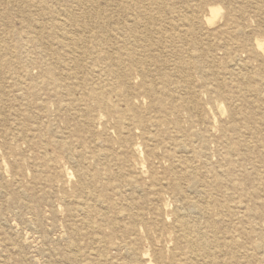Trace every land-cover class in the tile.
<instances>
[{
    "label": "rangeland",
    "instance_id": "1",
    "mask_svg": "<svg viewBox=\"0 0 264 264\" xmlns=\"http://www.w3.org/2000/svg\"><path fill=\"white\" fill-rule=\"evenodd\" d=\"M255 3L263 4L256 0H169L165 3L168 8L163 16L168 19L189 14V8H185L187 5L190 8L199 5L197 11L201 15L207 14L208 7L220 9L210 31L226 24L230 25L231 23L227 22L228 15L236 17V24L247 30L243 37L234 36L227 39L226 42L229 44L227 47L224 46V42L212 35L207 42L208 45H200L203 48L198 59L202 63L201 72L206 75L207 80L216 79L223 83L220 84V91L217 94L210 93L203 87L206 79L202 80L201 74L194 72L189 74L193 89L198 95L197 104L202 108L203 114L197 120L190 110L181 108L178 121L183 129L192 128L194 131L202 132L209 121L215 127L227 126L229 111H233L238 113L235 115V121L241 126L242 136L241 139H237L236 134L229 131L228 134L235 137L234 141L239 143L241 140L256 141L250 133L258 140H264V114L259 115L253 110L256 105L264 104V69L260 72V78H255L249 84L256 87L259 92V96L255 97L254 94L236 88L237 82H243L241 79L250 74L236 68L233 70L228 66L231 55L228 54L229 50L238 51L244 58L246 54L243 48L250 41L264 40V34L256 31L264 17L259 19L253 13ZM96 4L95 11H91L87 7L76 5L72 0H0V264H76L65 260L70 229L75 225L79 226V219L72 213L69 215V210L73 208L76 200L86 199L93 204L85 195L81 196L76 191L81 173L88 176L89 180L86 178L88 183L92 181L90 177L94 176V173H99L101 180L91 185V195L104 202L101 206L95 205L100 215L104 217L100 229L90 232L86 239L77 240L80 253L89 254L86 260L81 259V264H141L138 262V255L142 254H146L147 258L144 260L149 264H160L156 252L162 247L167 249L162 254L168 263L176 239L169 228L172 215L174 211L186 212L184 198L195 197L189 194H185V197L172 194L170 183L174 181L173 174L167 170L169 164L162 158L160 149L157 150V155L146 157V147L140 145L139 160L144 165L141 177L132 166L135 156L131 152L126 153L129 165L121 168L113 160L120 157L121 151L118 149V139L112 128L111 117L88 100L86 101L88 117H101L100 121L92 124L90 123L92 118H88L75 107L68 106V98L62 95V91L55 83L51 82L42 87L44 68L46 63L50 62L51 53L54 51V46L43 37L55 24L62 22L66 11L69 14L72 12L70 15L74 20L82 21L80 24L83 29L80 31L71 25V32L75 37L97 34L100 28L109 25L108 20L117 22L127 18L117 14L113 9L115 3L112 0L107 2L97 0ZM197 38L199 39L198 35ZM174 46L183 49L188 47L180 43H175ZM213 67L215 71L212 70L211 73ZM165 72L167 75V71ZM79 76L85 77L86 73H79ZM161 76L162 72H157L155 79L162 78ZM180 80H183V77L175 78L173 81ZM134 81L136 84L139 83V79ZM32 86L36 87L31 89ZM229 95L234 97V105L239 106L240 112L234 110L235 107L226 100L225 96ZM179 96L185 98L183 91H179L176 99ZM72 97L79 99L82 95L76 91ZM176 99L175 104L181 103ZM147 104L148 100H145L143 110ZM174 118L172 116L171 120ZM258 118L261 127L257 126V131L253 132V123ZM181 135L182 133L171 134L167 139L170 142L174 139L180 140ZM134 139L125 146L140 143L139 138ZM53 143H65L69 149L59 151ZM251 145L250 153L240 151L239 155L232 156L234 169L231 176L220 173L221 170L231 169V166L228 162L220 160L212 142L208 144L207 157L200 156L195 159V163L198 164L197 170L202 172L204 169L199 163L205 160L208 162L206 168L210 169L211 173L207 172L205 177L212 182L209 184L212 189L211 198L214 202L222 203L221 207L209 204L212 215L218 214L219 211L220 213L217 216L219 229L215 234L218 248L210 251L212 256L206 262L264 264V207L260 206L264 203V195L261 192L264 188V148L259 142ZM99 152L106 153L108 157L95 158L94 154ZM44 156L54 159L52 166L44 165L42 161ZM177 156L183 160L187 159L183 154ZM152 172L163 183L162 188L159 186L152 188L153 190L150 188ZM137 177L140 178L136 180L140 189L125 185V180H135ZM179 184L184 188L185 181L180 180ZM253 190L258 191V195L251 196ZM130 204H133L135 212L142 213L144 219L148 221L151 217L158 218L161 214V217L167 218L166 226L155 230V227L148 228L135 223L136 232L133 234L128 232L126 227H129L131 222L129 216L125 214ZM119 213L124 215L119 217ZM195 220L200 228L208 229L206 218L198 216ZM108 235L116 244L132 243L137 256L127 260L120 249L112 247L104 249L105 238ZM256 245L260 248L257 249ZM97 253L105 256L107 262L90 256Z\"/></svg>",
    "mask_w": 264,
    "mask_h": 264
},
{
    "label": "bare ground",
    "instance_id": "2",
    "mask_svg": "<svg viewBox=\"0 0 264 264\" xmlns=\"http://www.w3.org/2000/svg\"><path fill=\"white\" fill-rule=\"evenodd\" d=\"M72 1L78 6L89 8L91 11H95L97 6V0ZM112 1L115 3L113 9L116 10L117 14L127 18L117 22L108 20L109 25L100 28L97 34L86 35V37L73 36L71 25L73 24L72 27L75 26V30L77 31L82 30L83 26L80 24L82 21L80 19L74 20L70 15L72 12L69 14L68 11L65 12L64 19L61 20L62 22L55 24L46 33L43 39L54 46V51L51 53L50 62H47L45 65L44 79L41 83L42 87L51 82L55 83L60 91H62V95L68 98V106L75 107L87 117L89 116V109L86 103L88 100L94 102L98 108L107 113V116L111 117L113 121L112 128L118 139V149L121 151L120 157H115L113 160L121 168L129 165V161L126 160V153L130 154L131 152L135 156L132 166H134L137 175L141 177L144 165L139 160V155H141L140 145L142 144L143 147H146V157L157 155V150L159 149L162 151V158L169 164L167 170L173 174L174 181L170 183L172 194L174 196L189 194L195 197L184 196L186 212L183 213L182 211L180 213L179 211H174L172 222L169 225V228L172 229L176 237L172 256L167 263L163 259L162 254L166 248L162 247L156 252L158 253L159 262L160 264H212V262H206V260L212 256V252L210 251L218 248L215 234L219 229L217 216H219L220 211H217L218 214L212 215L209 204L221 207L222 203L214 202L211 198L212 189L209 184L212 182L206 178L207 172L211 173L210 169L206 168L208 162L205 160V162L199 163L204 169V172H202L197 170L198 164L195 163V159L200 156L205 157L208 151V144L212 142L220 160L228 162L231 166V169L221 170L220 173L225 176H231L232 169H234L232 156L239 155L240 151L250 153L251 143L256 144L259 142L261 147L264 148V140H258V138H255L250 133L251 137L256 141L246 142L245 140H241L240 143L234 141L235 137L232 134L229 135V131L236 134L237 139L242 138L240 134L241 126L235 121L237 112L229 111V123L227 126L219 125L215 127L209 121L202 132L194 131L192 128L183 129L178 121V118H180L178 114L181 108L190 110L197 120L203 114L202 108L197 104L198 95L194 91V85L189 79V74H192L191 72L201 74L202 80L206 79L203 82V87L210 93L217 94L220 91V84L223 83V81H217L216 79L207 80L206 75L201 72L202 63L198 59L203 48L200 45H208L207 42L212 35L216 36L217 40L224 42V46L227 47L229 45L226 42L227 39L245 35L247 34V30L236 24V17L228 15L227 22L231 23L230 25L226 24L214 31H210L219 15V8L208 7L206 10L207 14L201 15L197 11L200 8L199 5L195 6V8H190L187 5L185 8H189V14H182L168 19L163 16V13L168 8L165 3L169 0ZM256 1L263 3L260 5L255 3V7L253 8V13L260 19V17H264V0ZM256 31L264 34L263 19ZM175 43L188 47L184 49L180 47L176 48L174 46ZM235 47L237 48V45ZM243 49H245L246 54L244 58L241 57L238 51L230 52L229 50L228 54L231 55L229 56L228 66L233 68V70L236 68L238 71L250 74V76H245L241 79L243 82H237L236 88L240 91L254 94L256 97L259 96L257 88L249 84L255 78H260V72L264 69V40H252ZM250 61L256 64H252ZM212 70L214 72L215 68L213 67L210 70L211 73ZM160 71L162 72V78L155 79L156 73ZM165 71H167V75ZM79 73H86V76H79ZM181 77H183V80L178 82L173 81L175 78L181 79ZM138 79L139 83L136 84L134 80ZM215 84L217 85L214 86ZM35 87L32 86L31 89ZM212 89L213 91H211ZM76 91L82 95V98L73 99L72 96ZM179 91H183L185 98L179 96L176 99ZM225 98L232 107H235L233 108L234 110L241 111L239 106L236 107L234 105L235 101L232 95L225 96ZM175 99L181 101V103L176 101L177 104H175ZM145 100H148V104L144 107L145 110H143L142 105ZM120 106H123V108H120ZM199 110L200 115H198ZM253 110L259 115L264 114V104L256 105ZM172 116L175 117L173 121L171 120ZM88 118H92L90 119V123L92 122V124L101 120L100 116ZM259 120L258 118L253 123V132L257 131V126L261 127ZM160 127H163V129ZM180 133H182L180 136L182 139L180 140L174 139L170 142L167 139L171 134L177 135ZM136 137L140 139L139 144L132 143L128 147L125 146ZM53 144L59 151H67L69 149V146L65 143ZM218 150L220 152H217ZM177 154H183L187 159L183 160ZM47 155L49 156L48 153ZM94 157L101 159L107 158L108 155L99 152L98 154H94ZM248 158L249 156H247V160ZM53 160L52 157L47 156L42 158L46 167L53 163ZM57 175L59 176V173ZM87 177L86 174L81 173L76 191L81 196L85 195L93 204H90L86 199L76 200L74 201L73 208L69 210V215L72 213L75 218L79 219V226L73 225L74 227L70 229L68 236L65 260L69 263L81 264V259L89 256L88 253H80L77 240L81 238L86 239L90 232L99 230L100 223L104 221V217L95 208L96 204H100L101 206L104 202L91 195V185L95 181L96 183L100 181L101 178L99 177V173H94V176L90 177L92 181L88 183ZM138 178L135 180H125V185L134 189H140V186L136 183ZM104 179L107 181L106 177ZM180 180L185 181L184 188H181L179 184ZM151 182V189L156 186L160 188L163 186L159 177L153 172L151 173ZM87 190H89L88 193H86ZM261 192L264 195V188ZM21 193L23 195V192ZM258 193V191L253 190L250 194L251 196H256ZM64 201L66 202V200ZM162 205L165 206L164 203ZM260 206L264 207V203L260 204ZM106 213L108 212L106 211ZM123 215L119 213L118 216L122 217ZM125 216H129L130 218L131 224L126 229L132 234L136 232L135 223H140L148 228L155 227V230L162 229L167 223V218L161 217V214L158 215V218L151 217L149 221L145 220L142 213L134 211L133 204L129 205ZM198 216L207 219L208 229L198 226L195 220ZM113 220L115 221V219ZM139 230L141 231V229ZM105 241L104 249L107 247L120 249L127 260L137 256L132 243L128 245L116 244L111 241L109 235L106 236ZM256 248H260L259 245H256ZM98 253L97 255L90 254V256L96 260L107 262V258ZM146 258V254L138 255V262L149 264L144 260Z\"/></svg>",
    "mask_w": 264,
    "mask_h": 264
}]
</instances>
